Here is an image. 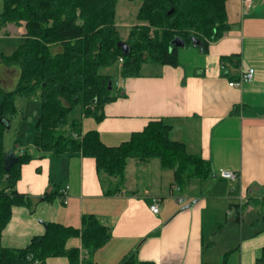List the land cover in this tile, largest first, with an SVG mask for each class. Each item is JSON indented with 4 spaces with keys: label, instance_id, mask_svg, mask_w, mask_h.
<instances>
[{
    "label": "crops",
    "instance_id": "0c3cea01",
    "mask_svg": "<svg viewBox=\"0 0 264 264\" xmlns=\"http://www.w3.org/2000/svg\"><path fill=\"white\" fill-rule=\"evenodd\" d=\"M225 8L230 27L206 51L179 47L176 66L145 62L138 75H119L113 83L117 97L104 105L103 118L81 114L80 119L82 133L96 129L109 146L126 141L149 120L163 119L173 140L210 163L211 177L179 188L158 159L129 158L122 191L106 195L92 157L55 155L34 146L15 184L31 205L12 207L3 246H26L44 233L42 222L80 228L82 217L92 214L111 235L94 253V264H118L127 255L155 264H230L232 258V264H255L264 246V0H253L249 10L242 0H227ZM12 25L24 34L22 22L8 23L1 34H10ZM249 68L250 81L228 85ZM9 69L0 62V85L11 90L18 76L12 80ZM220 169L236 171L238 180L221 177ZM66 185L63 203L59 190ZM50 191L54 196L42 199ZM155 201L153 213L149 206ZM66 245L80 248V240L71 237Z\"/></svg>",
    "mask_w": 264,
    "mask_h": 264
},
{
    "label": "trees",
    "instance_id": "16d2710c",
    "mask_svg": "<svg viewBox=\"0 0 264 264\" xmlns=\"http://www.w3.org/2000/svg\"><path fill=\"white\" fill-rule=\"evenodd\" d=\"M0 1V26L22 22L25 29L22 42L11 53H0L5 66L19 70L14 89L6 90L0 85V264H47V258L58 256L65 257L67 264H94V253L111 235L92 214L82 217L80 228L47 222L44 233L33 236L21 248L1 244L12 207L31 205L28 197L16 191L15 184L21 165L33 154L15 152V146L20 145L17 139L11 149L4 145V132L19 112L16 99L34 98L39 102L33 145L55 155L76 152L92 157L106 195L122 191L129 158L158 159L163 169L172 170L179 188L194 179L205 180L212 175L210 163L173 140L171 125L163 119L149 120L126 141L109 146L101 141L96 129L82 133L80 124L75 119L70 121L68 115L74 106H79L83 117L103 118L104 105L117 97L111 76L100 72L103 68L119 63V75L126 78L138 75L145 62L176 66L180 47L175 44L177 38L183 46L194 45L195 39L206 51L208 43L230 27L227 0H138V23L130 27L125 39L115 24L118 0ZM10 152L17 160L5 170L4 158ZM54 194L55 191L45 192L42 199H51ZM71 237L79 238L80 248L66 245ZM118 264L155 263L127 255ZM255 264H264V246Z\"/></svg>",
    "mask_w": 264,
    "mask_h": 264
},
{
    "label": "rangeland",
    "instance_id": "374dc122",
    "mask_svg": "<svg viewBox=\"0 0 264 264\" xmlns=\"http://www.w3.org/2000/svg\"><path fill=\"white\" fill-rule=\"evenodd\" d=\"M138 0H118L116 4V13H115V24L117 31L122 39H125L127 33L130 29V23H138L136 20V5ZM0 10H1V1H0ZM135 23V24H136ZM4 27L0 26V53L9 54L11 53L17 45L22 42L23 37L19 34L22 32V28H18L16 26H9L7 28V32L9 31L10 34L4 35L1 33ZM21 30V31H19ZM4 31V30H3ZM192 46V45H190ZM0 62L1 59H0ZM147 66V65H146ZM8 67V66H6ZM10 69L6 72L8 76L12 77V80L18 76V68L15 66H9ZM119 68L118 63H114L113 65L103 68L100 70L101 73L109 74L112 78V82L114 83L115 79L119 77ZM18 80V79H17ZM16 86V85H15ZM3 87V86H2ZM4 88V87H3ZM15 88V87H14ZM6 89V88H4ZM8 90V89H6ZM12 90V89H11ZM16 105L19 107V112L11 121V127L6 129L4 132V145L6 149H11L13 146V141L15 139L19 140L18 146H15L16 152L21 150H25L27 153H31L34 150V145L32 143V139L36 134L35 123L39 114L40 105L34 98L32 99H25V98H17ZM69 120L75 119L80 124L81 111L79 106H74L68 115ZM156 162V161H154ZM208 183H203L202 185V193H205ZM71 244H75V241H71ZM247 244V242L245 243ZM251 248L248 249L250 251ZM258 256L260 252H258ZM234 257V255H233ZM237 257V255H236ZM249 257V254L244 249V257L243 259L246 260ZM250 254V260H251ZM235 259V258H234ZM233 258L230 260V264H232ZM47 264H66V259L63 256L58 257H49L46 260Z\"/></svg>",
    "mask_w": 264,
    "mask_h": 264
},
{
    "label": "built area",
    "instance_id": "2783aa9c",
    "mask_svg": "<svg viewBox=\"0 0 264 264\" xmlns=\"http://www.w3.org/2000/svg\"><path fill=\"white\" fill-rule=\"evenodd\" d=\"M253 0H242V5L244 10H249L251 7ZM253 76V69L249 68L247 70L241 71L240 74L237 76L236 79H232L228 82V85L230 86H240L243 82L250 81ZM73 136L76 137V134H73ZM19 153H22V150L19 151ZM218 174L223 177L227 178L231 181L238 180V173L236 171L232 170H226V169H220ZM68 186H64L60 189V198L63 203L66 202V190ZM240 201L242 202V197H240ZM150 210L153 213H156L158 211V203L155 201L153 204L149 206Z\"/></svg>",
    "mask_w": 264,
    "mask_h": 264
},
{
    "label": "water",
    "instance_id": "95a60500",
    "mask_svg": "<svg viewBox=\"0 0 264 264\" xmlns=\"http://www.w3.org/2000/svg\"><path fill=\"white\" fill-rule=\"evenodd\" d=\"M172 10H170L169 12H171ZM194 41V45L196 46V45H198V46H200L201 47V45H200V43H199V41H197V40H193ZM175 44L177 45V46H183L184 45V43H183V41H181L179 38H177V39H175ZM17 160V156L15 155V153L14 152H10L7 156H6V158H4V169L5 170H8L9 169V167L12 165V163L13 162H15ZM188 205L186 204V205H184L183 207H187ZM43 224H44V226H46V223L45 222H42Z\"/></svg>",
    "mask_w": 264,
    "mask_h": 264
}]
</instances>
